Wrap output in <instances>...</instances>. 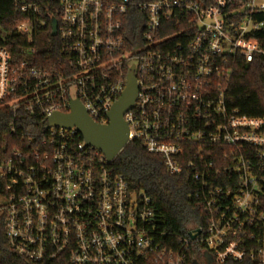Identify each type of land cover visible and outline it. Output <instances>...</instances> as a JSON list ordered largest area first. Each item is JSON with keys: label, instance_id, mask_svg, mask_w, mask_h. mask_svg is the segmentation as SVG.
Listing matches in <instances>:
<instances>
[{"label": "built area", "instance_id": "1", "mask_svg": "<svg viewBox=\"0 0 264 264\" xmlns=\"http://www.w3.org/2000/svg\"><path fill=\"white\" fill-rule=\"evenodd\" d=\"M46 1L57 63L39 65L34 46L19 60L0 46V110L13 114L19 141L0 144V220L13 252L36 264H264V118L227 103L238 63L264 58V0ZM35 26L17 27L30 45ZM131 73L129 143L200 186L207 222L175 248L150 197L132 191L114 161L76 128L49 127L73 101L108 125Z\"/></svg>", "mask_w": 264, "mask_h": 264}, {"label": "trees", "instance_id": "2", "mask_svg": "<svg viewBox=\"0 0 264 264\" xmlns=\"http://www.w3.org/2000/svg\"><path fill=\"white\" fill-rule=\"evenodd\" d=\"M18 3L32 4L37 12L30 10L23 13ZM54 12V6L46 0H0V46L7 48L17 60L21 59L25 49L34 46L37 50L35 60L39 65L50 66L57 63L60 57L59 43L51 31ZM260 19L264 20V16ZM27 20H32L36 25L32 45L27 36L17 32V27ZM261 37L264 39V32ZM227 103L231 109H237L243 115L264 118V58L253 63H238L228 88ZM12 118L11 112L0 110V144L8 150L19 145V141L10 133ZM111 166L115 173L128 182L132 191L143 192L150 197L156 216L160 219L159 224L167 234L168 246L175 248L179 238H188L193 231L204 228L206 214L201 203L195 199L200 186L188 174L171 176L162 160L148 154L143 145L136 141L129 143ZM217 185L224 184L219 182ZM3 186L4 183L0 181V191ZM261 209L264 213V192ZM5 232V222L0 220V264H36L13 252Z\"/></svg>", "mask_w": 264, "mask_h": 264}, {"label": "water", "instance_id": "3", "mask_svg": "<svg viewBox=\"0 0 264 264\" xmlns=\"http://www.w3.org/2000/svg\"><path fill=\"white\" fill-rule=\"evenodd\" d=\"M52 36H57L58 22L56 18L51 20ZM128 84L122 98L116 102L109 115L108 125H99L88 115L87 111L79 101H73L71 112L68 114L54 113L49 118V127L63 129L76 128L83 136L85 142L97 148L111 163L129 144V126L124 118L135 104L137 97V84L134 74H130ZM6 201L0 197V206ZM190 234L193 239L200 234Z\"/></svg>", "mask_w": 264, "mask_h": 264}, {"label": "rangeland", "instance_id": "4", "mask_svg": "<svg viewBox=\"0 0 264 264\" xmlns=\"http://www.w3.org/2000/svg\"><path fill=\"white\" fill-rule=\"evenodd\" d=\"M31 38H32V40L34 41V36L33 35H31ZM40 38H38V40H39Z\"/></svg>", "mask_w": 264, "mask_h": 264}]
</instances>
